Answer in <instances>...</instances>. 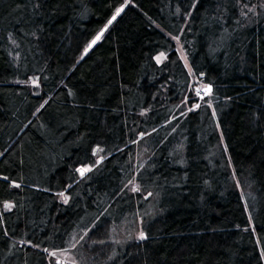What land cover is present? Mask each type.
<instances>
[{
	"label": "trees",
	"instance_id": "trees-1",
	"mask_svg": "<svg viewBox=\"0 0 264 264\" xmlns=\"http://www.w3.org/2000/svg\"><path fill=\"white\" fill-rule=\"evenodd\" d=\"M0 208V264H264V0H0Z\"/></svg>",
	"mask_w": 264,
	"mask_h": 264
},
{
	"label": "rangeland",
	"instance_id": "rangeland-1",
	"mask_svg": "<svg viewBox=\"0 0 264 264\" xmlns=\"http://www.w3.org/2000/svg\"><path fill=\"white\" fill-rule=\"evenodd\" d=\"M121 9H119L120 10L119 15L122 13L124 7H122ZM117 16L118 15L116 13L115 17H117ZM178 47H179L180 57L182 58L185 66L189 69L188 61H187L186 55L182 49V46L179 44ZM165 57H166V54H160L159 56H157L156 60L158 63H160L162 60H164ZM199 88H202V87H199ZM199 88H197V89H199ZM142 137H139V138H142ZM85 169H86L85 175H87L89 173V171H91V169L88 167H85ZM137 175H138V173L136 172L134 174L135 179H136ZM129 186L130 187H128V188L130 190V194H134L137 197L136 198V205H137L136 207L138 210L146 208L147 211L150 212L156 207V202L153 198L154 196L152 195V193L145 192L144 190H140L138 181H136V180L131 181ZM238 187H240V185H238ZM137 195L141 196V199ZM0 214H1V208H0ZM140 227H141V218L137 217L136 220L126 221V222L122 223L119 226V228L113 230L112 235H111V239H112L116 249L119 247H122L130 239H133L135 237L136 238L142 237L143 234L140 230ZM79 243H80V240L75 239V240H73L72 245L67 250L52 253L51 257H52L53 262L57 263V264H85V263H89L90 261L87 260L86 258H84L81 255V253L79 252V245H80Z\"/></svg>",
	"mask_w": 264,
	"mask_h": 264
},
{
	"label": "built area",
	"instance_id": "built-area-1",
	"mask_svg": "<svg viewBox=\"0 0 264 264\" xmlns=\"http://www.w3.org/2000/svg\"><path fill=\"white\" fill-rule=\"evenodd\" d=\"M208 93H209L208 87H202L196 90V95L200 100L206 98L208 96Z\"/></svg>",
	"mask_w": 264,
	"mask_h": 264
},
{
	"label": "water",
	"instance_id": "water-1",
	"mask_svg": "<svg viewBox=\"0 0 264 264\" xmlns=\"http://www.w3.org/2000/svg\"><path fill=\"white\" fill-rule=\"evenodd\" d=\"M114 20V19H113ZM113 20H111V22H113ZM105 31V30H104ZM103 34V32L99 35V37H101V35ZM97 40V39H96ZM139 137H142V134H140L139 135ZM97 152V149H95V151H94V153H96ZM98 161L99 162H102L103 161V158L102 157H100L99 159H98ZM78 174H79V176L82 178V177H84V175L86 174V169L84 168V167H80L79 169H78Z\"/></svg>",
	"mask_w": 264,
	"mask_h": 264
},
{
	"label": "snow or ice",
	"instance_id": "snow-or-ice-1",
	"mask_svg": "<svg viewBox=\"0 0 264 264\" xmlns=\"http://www.w3.org/2000/svg\"><path fill=\"white\" fill-rule=\"evenodd\" d=\"M121 10H122V9H121ZM119 11H120V10H118L117 15H119ZM113 19H115V16L113 17ZM99 38H100V37L97 36L96 39L98 40ZM95 42H96V41L94 40L92 43L94 44ZM90 46H91V45H90ZM90 46H89V47H90ZM209 91H210V90H209ZM6 207H10V206H6ZM142 238H143V237H142Z\"/></svg>",
	"mask_w": 264,
	"mask_h": 264
}]
</instances>
